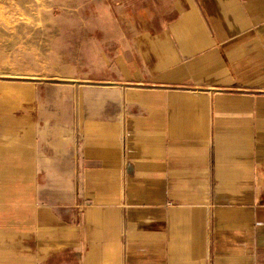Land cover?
Listing matches in <instances>:
<instances>
[{
	"label": "crops",
	"instance_id": "crops-1",
	"mask_svg": "<svg viewBox=\"0 0 264 264\" xmlns=\"http://www.w3.org/2000/svg\"><path fill=\"white\" fill-rule=\"evenodd\" d=\"M101 1L0 79V264H264V0Z\"/></svg>",
	"mask_w": 264,
	"mask_h": 264
},
{
	"label": "rangeland",
	"instance_id": "rangeland-1",
	"mask_svg": "<svg viewBox=\"0 0 264 264\" xmlns=\"http://www.w3.org/2000/svg\"><path fill=\"white\" fill-rule=\"evenodd\" d=\"M103 10L101 0H0V79L56 66L63 42L80 35L73 25L100 27Z\"/></svg>",
	"mask_w": 264,
	"mask_h": 264
}]
</instances>
